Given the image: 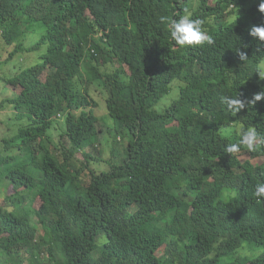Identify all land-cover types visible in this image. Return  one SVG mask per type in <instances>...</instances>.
Returning a JSON list of instances; mask_svg holds the SVG:
<instances>
[{"label":"trees","instance_id":"1","mask_svg":"<svg viewBox=\"0 0 264 264\" xmlns=\"http://www.w3.org/2000/svg\"><path fill=\"white\" fill-rule=\"evenodd\" d=\"M254 1L0 0L14 54L47 49L8 82L23 124L5 140L16 153L0 152V189L13 190L0 204V264H264V100L252 103L264 42L249 34L264 1ZM179 15L201 19L213 43L177 46L160 17ZM40 28L38 43L17 44ZM174 83L179 99L154 111ZM103 90L129 143L98 173L86 150L103 133ZM226 95L245 108L234 115ZM247 128L256 149L227 153Z\"/></svg>","mask_w":264,"mask_h":264},{"label":"rangeland","instance_id":"2","mask_svg":"<svg viewBox=\"0 0 264 264\" xmlns=\"http://www.w3.org/2000/svg\"><path fill=\"white\" fill-rule=\"evenodd\" d=\"M259 0H255L254 3ZM264 1V0H262ZM44 29L40 28L35 34H28L23 36L17 44L22 43L25 48H30L36 43H38L42 36L44 35ZM16 44V45H17ZM46 48H42L40 51L36 52H25L19 51L15 53V46H8L0 31V152L5 154H15L16 149H8L5 144V140L12 139L17 133L20 126H22L23 121L18 120L17 113L12 105L8 104L6 101L12 99L14 94L10 89L9 80L14 79L19 73L25 69L31 68L39 63H41V57L46 53ZM14 54L11 57V54ZM23 60L25 62H23ZM10 63V64H9ZM264 71V64L262 65ZM21 70V71H20ZM12 88V87H11ZM100 90H102L100 88ZM96 100L100 105L97 115L100 117V129H103V133L100 135V143L97 145L96 149H87L86 154L91 156L88 161L90 169H94L96 172L100 173L102 171L111 170L112 163L120 164L121 159L119 157L113 156V150L117 152H122L124 148L129 143L128 136L116 137L115 124L112 119L107 117V110L104 98L106 92L103 90L102 93H94ZM180 97V91L178 89V83L173 84V91L170 95L166 96L155 108L154 111L163 113L165 109L171 106ZM59 132L56 131L55 136H58ZM78 163L77 166L80 168L82 163H86V159L83 153H79L76 156ZM249 155L242 156L240 159L245 161L250 159ZM88 176L82 175L80 177V182L84 184L88 181ZM12 191V192H11ZM13 193L12 188L8 189L7 186L0 189V204L7 205L6 198L8 195ZM30 203L29 201L27 202ZM26 203V204H27ZM41 206V200H35L34 207L39 209ZM244 255L250 256L251 253L243 252ZM97 253L95 254V256ZM234 261V256L223 257L219 264H229ZM25 264H29L26 262Z\"/></svg>","mask_w":264,"mask_h":264},{"label":"clouds","instance_id":"3","mask_svg":"<svg viewBox=\"0 0 264 264\" xmlns=\"http://www.w3.org/2000/svg\"><path fill=\"white\" fill-rule=\"evenodd\" d=\"M259 10L264 12V3L259 5ZM160 21L161 23L167 24L170 36L177 46L184 47L213 43L212 37L203 29V22L199 18L192 19L189 15H179L178 18L162 16L160 17ZM249 34L257 38L260 42H264V25L252 26L249 30ZM257 51L264 52V49L258 47ZM239 55L241 60H246L247 54L245 52L241 51ZM257 72L261 80H264V71L258 69ZM221 100L234 115L245 108V102L239 97L226 95L223 96ZM261 100H264V90L255 94L252 103ZM259 139V134L255 128H247L243 130L239 142L229 144L226 148V152L229 154L237 153L242 146L246 147L249 151H254L258 146ZM255 195L256 197H264V183L256 185Z\"/></svg>","mask_w":264,"mask_h":264},{"label":"bare ground","instance_id":"4","mask_svg":"<svg viewBox=\"0 0 264 264\" xmlns=\"http://www.w3.org/2000/svg\"><path fill=\"white\" fill-rule=\"evenodd\" d=\"M23 62H25L24 60H23ZM10 64V63H9ZM21 71V70H20Z\"/></svg>","mask_w":264,"mask_h":264}]
</instances>
